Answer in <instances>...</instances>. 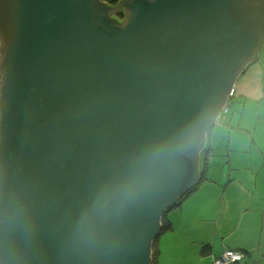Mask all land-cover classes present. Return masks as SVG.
<instances>
[{
    "label": "water",
    "instance_id": "obj_1",
    "mask_svg": "<svg viewBox=\"0 0 264 264\" xmlns=\"http://www.w3.org/2000/svg\"><path fill=\"white\" fill-rule=\"evenodd\" d=\"M263 42L264 0H0V264H151Z\"/></svg>",
    "mask_w": 264,
    "mask_h": 264
},
{
    "label": "crops",
    "instance_id": "obj_2",
    "mask_svg": "<svg viewBox=\"0 0 264 264\" xmlns=\"http://www.w3.org/2000/svg\"><path fill=\"white\" fill-rule=\"evenodd\" d=\"M258 55L199 152L196 189L165 213L153 264H212L229 249L264 264V42Z\"/></svg>",
    "mask_w": 264,
    "mask_h": 264
},
{
    "label": "trees",
    "instance_id": "obj_3",
    "mask_svg": "<svg viewBox=\"0 0 264 264\" xmlns=\"http://www.w3.org/2000/svg\"><path fill=\"white\" fill-rule=\"evenodd\" d=\"M121 0H100V2L103 4L105 3V5L107 6H111V5H116L118 2H120ZM125 14V13H124ZM109 18V17H108ZM110 19V18H109ZM125 20V16L123 18ZM110 20H113V19H110ZM117 20V19H116ZM115 21V20H114ZM119 21V20H118ZM117 22V21H116ZM115 22V23H116ZM120 22V21H119ZM118 22V23H119ZM117 24V23H116ZM118 26L122 27L121 25L117 24ZM1 60H2V54H1V49H0V64H1ZM0 89H1V76H0ZM236 94V93H235ZM235 94L231 97V101L229 103V106H228V111L227 112H224L223 115L221 116L220 118V121L217 122L214 127L216 126H222V125H225L226 124V114L230 112L231 110V107H232V104H233V100L235 98ZM213 127V128H214ZM210 132V131H209ZM208 132V133H209ZM196 149V148H195ZM193 153L194 152H187L185 153L184 155V158H185V161L187 163H189V167H190V172L188 173V176L186 178V181H185V185H187L189 183V181L191 180L192 178V175H193ZM198 185V183H197ZM196 186H194L191 190H189L178 202L175 206H178L182 200L187 197L189 194H191L195 189H196ZM166 229V222H165V219L163 217V227H162V231H164ZM156 241V240H155ZM155 241H154V245H153V262L155 261ZM153 264V263H152Z\"/></svg>",
    "mask_w": 264,
    "mask_h": 264
},
{
    "label": "built area",
    "instance_id": "obj_4",
    "mask_svg": "<svg viewBox=\"0 0 264 264\" xmlns=\"http://www.w3.org/2000/svg\"><path fill=\"white\" fill-rule=\"evenodd\" d=\"M235 94V88L231 92L227 103L225 104L222 112L218 116L216 123L220 121L221 116L224 112L228 111V106L231 101V97ZM246 258V253L240 250L229 249L222 256L215 257L212 264H239Z\"/></svg>",
    "mask_w": 264,
    "mask_h": 264
},
{
    "label": "rangeland",
    "instance_id": "obj_5",
    "mask_svg": "<svg viewBox=\"0 0 264 264\" xmlns=\"http://www.w3.org/2000/svg\"><path fill=\"white\" fill-rule=\"evenodd\" d=\"M120 2H118L116 5H111V6H108V7H110V8H113V7H115V6H117L118 4H119ZM126 10V8H123L120 12H111L110 13V15H111V18H115V19H117V20H119L121 23H123L124 22V16H125V11ZM231 109H232V107H231ZM228 115V113L226 114V116ZM203 149V148H202ZM152 263H153V261H152ZM151 263V264H152ZM262 262L261 261H259L258 260V262L257 261H254V262H252V263H248V262H243V264H261ZM263 264V263H262Z\"/></svg>",
    "mask_w": 264,
    "mask_h": 264
},
{
    "label": "clouds",
    "instance_id": "obj_6",
    "mask_svg": "<svg viewBox=\"0 0 264 264\" xmlns=\"http://www.w3.org/2000/svg\"><path fill=\"white\" fill-rule=\"evenodd\" d=\"M125 12V11H124ZM115 19V18H114Z\"/></svg>",
    "mask_w": 264,
    "mask_h": 264
}]
</instances>
